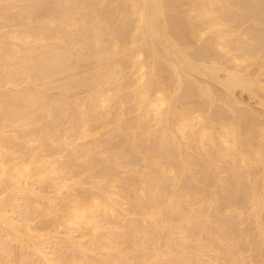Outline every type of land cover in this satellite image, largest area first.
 Returning <instances> with one entry per match:
<instances>
[{
    "label": "bare ground",
    "instance_id": "obj_1",
    "mask_svg": "<svg viewBox=\"0 0 264 264\" xmlns=\"http://www.w3.org/2000/svg\"><path fill=\"white\" fill-rule=\"evenodd\" d=\"M0 264H264V0H0Z\"/></svg>",
    "mask_w": 264,
    "mask_h": 264
}]
</instances>
